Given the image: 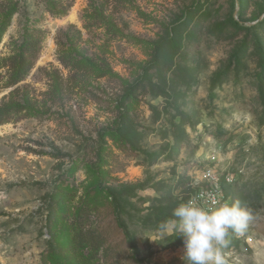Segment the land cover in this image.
I'll return each instance as SVG.
<instances>
[{
  "label": "rangeland",
  "instance_id": "374dc122",
  "mask_svg": "<svg viewBox=\"0 0 264 264\" xmlns=\"http://www.w3.org/2000/svg\"><path fill=\"white\" fill-rule=\"evenodd\" d=\"M46 3L0 0V104L28 106L0 124V264H77L80 222L83 264H184L172 212L208 168L254 217L226 264H264V0Z\"/></svg>",
  "mask_w": 264,
  "mask_h": 264
},
{
  "label": "clouds",
  "instance_id": "9594fccd",
  "mask_svg": "<svg viewBox=\"0 0 264 264\" xmlns=\"http://www.w3.org/2000/svg\"><path fill=\"white\" fill-rule=\"evenodd\" d=\"M173 232L183 241L184 264H226L223 250L230 237L245 235L254 217L239 201L218 197L209 206L188 200L172 212Z\"/></svg>",
  "mask_w": 264,
  "mask_h": 264
},
{
  "label": "trees",
  "instance_id": "16d2710c",
  "mask_svg": "<svg viewBox=\"0 0 264 264\" xmlns=\"http://www.w3.org/2000/svg\"><path fill=\"white\" fill-rule=\"evenodd\" d=\"M74 1L75 0H45V2L48 3L47 7L50 9L51 12L61 15H64L69 11ZM56 3H58V5H56ZM22 46L23 47L21 53L9 59L10 65L13 69V73L11 74V79L8 87L17 85L21 80H23L35 64V59L37 58V52H38L37 41L32 39H25ZM68 58H73V57L66 58L65 54L63 53L60 56V59L64 63H66V60ZM74 64L77 66L78 63L74 62ZM20 90L21 87L16 86L10 92L9 100L4 101L2 104H0V124L10 119L14 114L18 113L22 109L28 108V106L26 105L27 99L15 100V97L13 99V96L19 93ZM233 196L234 197H232L233 198L232 200L233 202H235L236 193H234ZM82 210L79 211L78 215L81 214ZM75 225L77 230L71 239V250L73 251L77 259V264H83L86 256L81 254L80 250L86 247H92L91 246L92 243L90 242V236L92 232L90 230H86L85 226H83L81 222L75 223ZM121 225L125 230L126 237L129 240L131 247L134 250V253L137 255L139 253V249L137 247L134 237L131 235V232L129 231L124 221H121ZM97 247L98 246H94L92 248L94 249ZM95 250L97 251L98 248ZM51 264H64V263H61L60 259L56 258Z\"/></svg>",
  "mask_w": 264,
  "mask_h": 264
},
{
  "label": "built area",
  "instance_id": "2783aa9c",
  "mask_svg": "<svg viewBox=\"0 0 264 264\" xmlns=\"http://www.w3.org/2000/svg\"><path fill=\"white\" fill-rule=\"evenodd\" d=\"M224 180L228 184L232 181L230 176H226ZM224 186L226 185L221 181L217 172L208 168L202 172L200 179L194 182V190L187 195L183 202L193 200L203 206H209L211 201L218 197L232 202V196L226 192ZM245 239L249 243L254 240L253 237L249 235H247Z\"/></svg>",
  "mask_w": 264,
  "mask_h": 264
}]
</instances>
